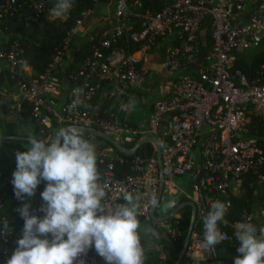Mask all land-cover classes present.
<instances>
[{
	"label": "built area",
	"instance_id": "built-area-1",
	"mask_svg": "<svg viewBox=\"0 0 264 264\" xmlns=\"http://www.w3.org/2000/svg\"><path fill=\"white\" fill-rule=\"evenodd\" d=\"M79 1L73 0L69 12ZM115 3L112 25L102 33L89 36L91 53L79 70L70 75L74 83L67 88L62 105L56 100L60 91L53 84V71L64 65L72 36L78 33L83 20L64 39L62 49L40 79L32 76L31 67L24 68L31 80L17 84L16 99L31 103L36 118L45 114L64 128L74 125L97 129L121 144L123 141L129 149L144 137L156 138L162 148L164 174L156 216L163 218L182 203H194L197 221L186 256L195 261L214 260L215 248L204 250L203 239L196 231L211 203L216 200L230 203L227 211L230 213L233 199L245 192L247 180H255L264 189V125L263 129L258 126L264 124V82L259 76L250 79L237 66L243 52L256 51L264 44V0H171L158 11L136 8V2L131 0H115ZM55 4L46 0H0V23L24 13L35 20L43 16L49 20H65L69 12L59 18L49 14ZM208 18L212 44L203 60L197 63L202 47V25ZM166 42L159 64L163 79L154 87L157 100L147 124L132 125L104 109L106 100L144 90L150 76L147 65L151 54ZM132 45L138 48L131 50ZM20 52L18 39L8 50L0 51V73L7 64L13 77L18 74L22 63ZM76 89L83 90L84 104L71 108ZM49 121L50 118L43 120L48 125ZM148 144L151 148L139 154ZM100 156V162L106 166L104 171L98 170L99 183L107 186L105 211L124 203L123 191L131 192L141 204L138 219L180 242L186 235L183 222L184 210L188 207L163 222H155L151 217L161 182L156 145L146 143L127 158L111 148L103 149ZM117 163L129 168L123 178L113 174ZM186 182L190 192L182 187ZM166 196L171 197L168 212L160 215L158 209ZM153 198L155 203H149ZM256 216L255 212L245 209L232 226L238 222L253 223ZM262 227L264 220L257 229ZM221 231L225 233L222 242L228 246V252L237 250L239 244L235 237L227 230ZM141 243L147 251L142 239ZM3 254L0 264H7L11 257L8 245L4 246ZM204 255L208 258L198 260ZM78 259H83L85 264H106L94 247Z\"/></svg>",
	"mask_w": 264,
	"mask_h": 264
},
{
	"label": "clouds",
	"instance_id": "clouds-1",
	"mask_svg": "<svg viewBox=\"0 0 264 264\" xmlns=\"http://www.w3.org/2000/svg\"><path fill=\"white\" fill-rule=\"evenodd\" d=\"M72 6L73 0H56L49 14L62 17ZM73 95L71 108L84 104L82 89L74 90ZM135 105L131 98L124 107L131 110ZM27 143V150L14 154L11 184L15 198L21 201L16 211L24 225L7 264H85L78 258L93 247L106 264H144L139 198L123 191L124 203L105 211L107 186L99 183L95 145L84 138V129L69 126L59 129L50 140L31 136ZM42 182L44 203L39 211L44 215L38 217L24 201L36 194ZM149 203L154 204L155 199ZM229 207L230 203L213 201L202 217L204 250L224 241L220 225L228 223ZM7 229L5 223V233ZM235 239L240 246L234 264H264V227L258 230L251 222H238Z\"/></svg>",
	"mask_w": 264,
	"mask_h": 264
},
{
	"label": "trees",
	"instance_id": "trees-1",
	"mask_svg": "<svg viewBox=\"0 0 264 264\" xmlns=\"http://www.w3.org/2000/svg\"><path fill=\"white\" fill-rule=\"evenodd\" d=\"M56 2V0H46ZM144 3L147 0H143ZM134 2V0H131ZM145 3L142 10L150 9ZM152 7V6H151ZM162 9V7H161ZM159 9V10H161ZM98 11L96 0H80L71 10L65 20H49L45 16L38 20H35L33 16L26 13L17 16L13 19H8L0 23V51H6L13 43L15 39H18L21 43L20 58L22 63L19 65V72L13 77L6 67L0 73V136L4 137H31L35 136L39 139L50 140L55 136L56 132L64 128L58 125L55 119L51 116L42 115L40 118L35 117L33 114V105L25 100L13 101L10 98L17 93V84L20 81H28L31 78L24 72V68L29 66L32 68V76L35 79L47 73L54 57L59 49H62L64 39L68 34L77 26L79 20H83V24L76 35L72 36L71 44L68 48V58L63 66L56 68L53 71L54 81L53 84L57 88L60 87L66 89L73 85V81L70 79V75L79 70L83 60L90 55L92 49V43L89 42V37L85 39L82 45H75L77 39L80 38L86 30L84 25L89 21L92 14L90 11ZM152 11L155 10L153 7ZM86 20V21H85ZM211 19H206L202 25L203 34L201 35L202 47L200 55L197 59V63H200L208 52L211 46ZM139 30L131 29L132 31ZM102 33V32H100ZM179 46V45H178ZM131 50L138 48L137 45H132ZM167 47H163L162 52H165ZM155 53L151 54L147 67H150L153 63L160 62V59H155ZM159 63V64H160ZM237 66L250 78L254 79L257 76L262 78L264 82V44L261 45L256 51H246L240 56ZM189 73L190 71L187 70ZM102 95H100L101 97ZM110 101L106 100L104 103V109H109L116 113L122 121H125L123 116L119 114L114 108L109 107ZM13 115V118H2L1 114ZM50 118V123L45 124L43 120ZM132 125H136V121L130 122ZM263 122L259 123V128L263 129ZM22 127H30L32 133L28 135H22L19 130ZM84 138L89 140L92 144L96 145L97 153V170L104 171L106 166L100 162V153L103 149L115 148L106 140L92 136L88 131H84ZM123 145L128 146L124 142ZM27 141H19L14 139H0V261L3 259V248L5 245L10 247V253L17 247L16 241L21 237L24 221L16 211L21 206V201L15 198L13 185L11 184L12 173L15 171V152L27 150ZM151 148V144L144 146L140 151L143 153L146 149ZM151 152V149H149ZM118 155L127 158V155L117 152ZM129 171L126 164L117 163L113 174L118 178H123ZM45 183L42 182L37 190L36 196L32 201V214L42 217L44 214L39 211L43 205V200L40 193L44 190ZM245 195L243 197H237L233 199V209L230 213H227L225 219L227 224H221V229L227 230L231 235L235 237V226L233 222L240 219L243 210L247 209L249 212H255V210L264 207V189L255 180H247L245 182ZM26 202V200L24 201ZM192 211L188 207L184 210L185 219L183 222V229L187 232ZM8 224L6 233L3 230L4 224ZM196 231L203 239V223L199 222ZM186 236V235H185ZM184 238L180 241H173L168 236V241L164 247L156 251L145 250L144 264H176L179 255L182 251ZM6 239V240H5ZM51 239V237L49 238ZM237 241V240H236ZM238 242V241H237ZM239 244V242H238ZM240 246V245H239ZM147 248V246H145ZM216 256L219 260H227L224 254L229 251L228 246L221 242L214 246ZM238 254L237 250L234 251ZM239 255V254H238ZM234 262V260H232ZM204 261H195L190 257L185 256L181 264H203Z\"/></svg>",
	"mask_w": 264,
	"mask_h": 264
},
{
	"label": "crops",
	"instance_id": "crops-1",
	"mask_svg": "<svg viewBox=\"0 0 264 264\" xmlns=\"http://www.w3.org/2000/svg\"><path fill=\"white\" fill-rule=\"evenodd\" d=\"M170 1L171 0H147V1H145V3L148 5L147 8H150V10L152 7L155 10H159V9H161V7L163 8L165 5L170 3ZM134 2H136V4H135L136 8H141L145 4L143 0H134ZM97 7H98V11L96 10V11L90 12V14H92V15L90 17H88L90 19L88 22H86V25H84L86 30L83 34H81L80 38L77 39V41L75 42V45H77V46L82 45L83 41L85 39H87L90 35L95 34V33H100L102 31L108 29L112 25L114 13H115V7H116L115 0H97ZM161 45H162L161 48L159 49V47H158V49H156L154 52L156 55V58L160 59V61H161L160 53L162 52L163 47H167L168 43L166 42V43L161 44ZM172 46L174 47V45H172ZM65 62H66V60H65ZM159 63L158 62L153 63L150 67H148L150 70V76H149V80L145 84V88L143 91L133 92L130 95H126L122 98L110 101V104H109L110 108H114L119 114H121V116H123V118L125 120H128L130 122L136 121L135 124L137 126L142 127L145 125L142 120L138 119V116H135L136 110L140 106V104L143 100V99H140V97H143L142 94L147 93L151 96H156V98H157L154 87L163 79V74H164L163 69L161 68ZM3 67L6 68L7 64H4ZM57 89L60 91V96L57 97L56 100L60 105H62L65 102V97L67 96V88L64 89V88L60 87V85H58ZM131 98L135 99L136 105H135L134 109L129 110L124 106L128 103V101ZM10 99L13 101H17L15 95L13 97H11ZM1 117L3 119L6 117L13 118V115L7 116V115H4L2 113ZM23 129H26V128L22 127L19 130V132ZM28 131H30V129ZM31 133L32 132H30L29 134H31ZM245 191H246V189H245ZM243 194H245V192L241 193L240 197H242ZM255 213L257 214V216L254 219L252 224L254 226H256V228H257V226H259V224L264 220V207H261L260 209L255 210ZM153 232H155L157 235L154 236ZM139 233H140V236H141V239H142L144 245L147 246L148 250H150V251H154V250L156 251L157 249H160L161 246L164 247L165 243L168 241V237L164 232L157 231L153 228L152 225L144 224L141 221H140V226H139ZM50 237L51 236H49L48 238H50ZM206 258H208V255H204L203 258H198V260H202V259H206Z\"/></svg>",
	"mask_w": 264,
	"mask_h": 264
},
{
	"label": "water",
	"instance_id": "water-1",
	"mask_svg": "<svg viewBox=\"0 0 264 264\" xmlns=\"http://www.w3.org/2000/svg\"><path fill=\"white\" fill-rule=\"evenodd\" d=\"M70 126H74V125H70ZM66 127H69V126H66ZM74 127L82 128V129H84V131H88L90 133H93L97 137H100V138L106 140L108 143H110L115 148V152H121L127 156L135 155L137 153L138 149L141 148L146 143H154L156 145L158 160H159V167H160L161 182H160L159 195L157 197L156 203L154 204V206L152 208V212H151L152 220L155 222H163V221H166V220L170 219L171 217H173L174 214H176L179 210L183 209L184 207H191V209H192L191 220H190L188 230L186 232L184 245H183L182 251L179 255V258L176 262V264H181L182 260L186 256V253L188 251V247L190 244V239H191V236H192L194 229H195V225H196V221H197V209H196V205L194 203L185 202V203H182L175 211H173L172 213H170L169 215H167L163 218H158L156 216V208H157V206L160 202V199H161V195H162V191H163V180H164L163 164H162V148H161L159 141L153 137H144L133 148L129 149V148H126L119 141H117V140L113 139L112 137L106 135L102 131H99V130L93 129V128L87 129V128L80 127V126H74ZM0 139H14V140H19V141H28L29 137H18V136L4 137V136H0ZM237 256H238V254L235 252H226L224 254V257L227 260L214 259L211 261H207L203 264H234V262H232V260H235V258H237Z\"/></svg>",
	"mask_w": 264,
	"mask_h": 264
},
{
	"label": "rangeland",
	"instance_id": "rangeland-1",
	"mask_svg": "<svg viewBox=\"0 0 264 264\" xmlns=\"http://www.w3.org/2000/svg\"><path fill=\"white\" fill-rule=\"evenodd\" d=\"M142 95H143V97H140V99H143V100H142L140 106L137 108L135 116H138L139 120H142L144 124H147L148 119H149L150 114H151V111H152L151 108H152L153 104L155 103V101L157 100V98H156V96H151L147 93H144ZM25 128L27 130L23 129L20 131L22 135H27L30 132H32V129H30V127H25ZM29 129H30V131H28ZM121 140L122 139H120V141ZM121 142H123V141H121ZM95 147H96V145H95ZM27 148H28V145H27ZM182 187L187 192L191 191L188 182H186ZM35 196H36V194L31 198H26L27 203L32 204V201L34 200ZM170 200H171V197L166 196L165 199L161 202L160 208L158 209V213L160 215L165 213L166 211L168 212L167 205H168ZM214 259H218V257H215Z\"/></svg>",
	"mask_w": 264,
	"mask_h": 264
}]
</instances>
